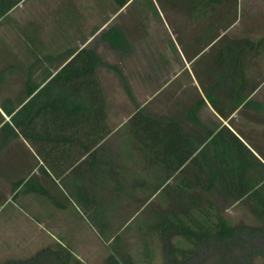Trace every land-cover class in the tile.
<instances>
[{"label": "crops", "instance_id": "crops-1", "mask_svg": "<svg viewBox=\"0 0 264 264\" xmlns=\"http://www.w3.org/2000/svg\"><path fill=\"white\" fill-rule=\"evenodd\" d=\"M117 1L112 0L111 17L77 46L65 48V63L87 46L96 53L99 45L109 48L98 35L131 3L127 5L130 0H126L119 6ZM255 1L264 3V0ZM220 5L209 2L201 12L200 3H192L188 8L190 18L186 22L182 20V24L185 22L184 27H188L191 22L194 27L192 30L177 29L178 36L175 37L182 44L188 42L190 36L194 37L203 47L193 52L188 46V49L184 47V53L177 50L181 67L168 70V78L153 94L147 95L143 103L138 104L134 97H129L127 103L130 102L133 108L128 111V118L111 129L100 108L103 99L96 94V100L74 96L79 107L74 114L66 111L63 122L59 123L53 115L47 114L48 106L38 110L29 123L18 122L12 126L15 133H8L5 126L9 122L5 93L7 78H1L0 155L8 153L5 147L9 140L19 138L21 147L17 154L20 161L14 156L13 161L18 160L15 170H26L25 177L19 179L30 178L32 186V190L22 196H18L19 187L11 193L12 196L16 193L14 200L26 203V210L12 202L14 207H19L22 219L28 220L31 233L46 235L49 239L36 245L34 250L38 257L32 262L20 259L9 260L8 264H57L50 255L53 251H67L81 262L73 252L71 236L88 229L89 217H103V212L114 206L112 202L125 204V208L116 209L121 218L129 217L126 215L128 204L138 202L144 207L157 193L167 204L173 201L170 197L206 204L208 218H221L229 224L224 213L233 205H241L254 223L231 225H239L238 233L242 236H255L250 243L255 248V256L264 260V34L232 32L227 43L214 51L206 65L199 71L189 70L202 50L217 43L225 36L224 31L235 25L236 19L228 25H221L222 18L216 14ZM205 10H208L207 20L200 30L201 16H204L201 14ZM250 20H245L246 27H251L249 23L254 19ZM254 23L259 24L258 18ZM120 25L114 27L123 32ZM219 27L224 29L219 31ZM259 39L261 43L256 45L254 42ZM0 71L8 73L7 67H1ZM183 73L189 76L187 83L171 86V82ZM158 94L161 112L158 121L141 118L145 123L143 129L136 125L137 121L129 122L137 107L143 108ZM41 113L44 115L40 116ZM144 113L156 117L147 111ZM37 117H41L39 123L35 122ZM125 126L127 128L121 132L122 138L116 148H105V142ZM5 169L8 171L1 164L0 177L3 175V180L8 175L2 174ZM153 170L157 172L154 175ZM173 177L176 178L173 180ZM108 182L111 188L106 189ZM165 184L170 186V196L162 190ZM3 189L6 190L5 185ZM103 196H109L106 203L101 200ZM0 201L9 202L1 197ZM149 211L151 214V209ZM251 244H244L240 249ZM222 249L233 251L227 244ZM150 262L161 263L154 259Z\"/></svg>", "mask_w": 264, "mask_h": 264}, {"label": "rangeland", "instance_id": "rangeland-1", "mask_svg": "<svg viewBox=\"0 0 264 264\" xmlns=\"http://www.w3.org/2000/svg\"><path fill=\"white\" fill-rule=\"evenodd\" d=\"M193 1L130 0L127 5L131 3L125 10L107 26L122 24V26L120 25L121 29L126 34L130 45L129 52H115L105 45H99L97 48L101 61L116 65L121 76L112 70L106 71L103 66H100L74 77L71 75V69L86 65L88 59L85 53L80 51L65 63L63 51L67 47L77 46L99 24L111 17L112 0H23L0 21V34L2 35L0 69L1 67L8 69V73L0 71V80L7 78L5 93L8 97V108L16 109L23 103L27 84L38 87L56 72L49 81L50 85L63 89L73 97L81 95L84 98L96 100L97 94L101 100L103 99L100 108L103 111L106 125L111 129L118 123L124 122L129 116L128 111L133 108L130 102L127 103L129 97H134L138 104L143 103L147 95L153 94L165 81V78H168L166 73L168 70L181 67V59L177 50L184 53L183 49L188 46L189 50L193 52L203 47V44L196 43L194 37L188 36V42L183 44L179 38H176L178 36L177 29L192 30L194 27L193 23H189V20L188 27H184L185 20L190 18L188 8L190 9ZM216 14L218 18L219 16L222 18L221 25L225 23L228 25V22L236 19L235 25H233L234 27L231 25L224 31L225 36L217 43L198 54L199 57L189 67L191 72L199 71L203 65H206L205 63H208L214 55V51L227 43L228 36L232 32L239 35L264 34V3L257 4L255 0H223L222 5L217 7ZM201 15H204L201 16L200 28L203 30L208 10H205ZM257 18L258 25L254 23ZM250 19H254V21L249 23L251 27H246L245 20ZM182 20L185 21L183 24ZM4 27L6 28L4 29ZM222 29L224 28L219 27V31ZM188 78L187 73H183L171 82V86L178 83L186 84ZM124 84L128 86L131 96H128L125 91ZM159 101L160 95L158 94L142 108L143 112L147 111L156 117L160 115ZM65 109L63 103L56 102L55 105L49 107L47 114L53 115L60 123L63 122ZM42 115L44 113H41L40 116ZM40 120L41 117L35 118L36 123H39ZM129 120V122L137 121L136 125L138 124L141 129L145 127V123L136 113ZM126 128L127 126L119 128L114 135L116 138L112 136L107 143L105 142L104 147L115 149L117 142L122 138L121 132H124ZM19 144H21L19 138L9 140L5 147L8 153L0 155V165L3 164L8 168V171L5 169L2 172V174H8L5 180H3V175L2 178L0 177V197L2 200H9V202L0 201V264L2 261L7 263L9 260L30 259L36 255L34 249L39 242L49 241L46 235L39 236L31 233L28 220L22 219L21 212L18 210L19 207L26 210V203L23 200H14L15 196L11 194L13 191L12 182L25 177L27 173L26 170H15V164L18 161L15 162V160L19 159L17 153H20ZM10 152L13 155L9 154ZM14 156L16 159L13 161ZM152 173L154 175L157 172L153 170ZM174 178L176 177H173V180ZM172 183L174 182L172 181ZM4 185L6 190L3 189ZM108 185L106 189L111 188L109 182ZM23 194V191L18 192V196ZM108 199L109 196H103L101 200L106 203ZM26 200L28 201V199ZM163 200V196L157 193L153 196V200L144 207L143 203H130L129 206L127 205L128 212L126 214L129 217L121 218V213L117 209L121 210L126 206L123 203L117 205L114 202L111 203L114 204L110 209L111 212L110 210L103 212V217L93 218L89 215L88 229L82 230L79 235L71 236L73 252L83 264H103L110 249L119 243L125 255L135 262H140L142 242L146 240L153 259L162 261V244L156 234H152L147 228L154 220L157 211H164L166 206L168 208L166 201ZM12 201L19 207L17 205L14 207ZM150 209L151 214L149 213ZM244 210L245 208L239 204L233 205L228 209V212L224 213L226 214L225 218L231 224H253L254 219L250 218ZM106 216H110V218H106ZM139 225L141 230H139ZM144 229L145 234L148 232L146 236L141 234ZM115 235L117 241L111 239ZM41 238L43 239L41 240ZM172 240L179 239L174 237ZM228 254L229 259L222 258L212 261L213 254L202 249L196 264H264L261 256L253 257L250 262H231L230 255L233 256L236 252L228 251Z\"/></svg>", "mask_w": 264, "mask_h": 264}, {"label": "trees", "instance_id": "trees-1", "mask_svg": "<svg viewBox=\"0 0 264 264\" xmlns=\"http://www.w3.org/2000/svg\"><path fill=\"white\" fill-rule=\"evenodd\" d=\"M22 1L23 0H0V18L5 17L9 11ZM125 1L126 0H119L117 4L121 6ZM193 2L200 3L202 12V9L207 3L212 2L220 5L223 0H194ZM98 38L114 51L129 52L130 45L128 39L124 32L117 27H107L99 33ZM254 43L257 45L260 44L261 41L259 39ZM81 52L85 53L88 63L72 68V76L78 77L100 66H103L106 71L112 70L116 72L117 75L121 76L119 68L114 64L102 62L94 49H82ZM53 76L39 88L31 86L30 84L25 86L24 102L15 111L11 108L7 109L9 122L5 126L7 127L8 133H15L12 126H15L18 122L22 124L29 123L37 114L38 110L54 105V102L63 103L66 107L65 110L70 114H74L78 109L79 102L75 97L63 89L53 87L49 84ZM124 86L128 96H131L128 86L126 84H124ZM136 114L141 118L159 120L157 117L149 116L144 113L142 108L137 107ZM12 185L13 189L17 187L20 188L18 192L23 191L25 193L32 190L30 178L26 180H16ZM162 190L167 192L168 196H170V186L165 184ZM154 192L153 190V193ZM179 193L182 192L179 190ZM15 194L14 192L13 196ZM170 198L173 201L167 204L168 208L166 206L164 211H157L154 220H152L150 226L147 228L150 229L152 234H156V237L162 244V261L160 264H196L198 263L196 261L197 257L202 252V249L213 254V261H218L222 258L229 259L228 250L222 249L226 244L231 246L233 252H235L234 249H237L235 255H230L231 262H250L255 256V248L250 243L253 241L252 239L255 238L254 235L242 236L238 233L240 228L239 225H231L221 218H208L209 213L206 204H201L191 199L190 201H178L175 200L174 197ZM139 230H141L140 225ZM147 233L148 232H146V234ZM141 234L146 236L145 229L141 231ZM116 237V235L112 236L111 239L117 241ZM174 237H177L179 240L173 241L172 239ZM248 243L251 244V246L243 250L240 249L244 244ZM184 244L185 246H182ZM209 245H211V247H209ZM230 252H232V250ZM50 255L55 258L57 264H82L79 260L71 257L67 251H53L50 252ZM37 257L38 254L28 260L32 262L31 260ZM152 259L153 257L149 244L144 240L142 242V256L140 262L136 263L130 259L129 256L125 255L121 250L119 243H116V245L110 249V253L103 264H155L150 262ZM3 264H8V262Z\"/></svg>", "mask_w": 264, "mask_h": 264}]
</instances>
